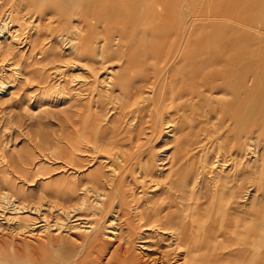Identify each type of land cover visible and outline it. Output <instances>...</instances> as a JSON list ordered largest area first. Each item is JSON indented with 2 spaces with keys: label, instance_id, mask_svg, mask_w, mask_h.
Segmentation results:
<instances>
[{
  "label": "rangeland",
  "instance_id": "rangeland-1",
  "mask_svg": "<svg viewBox=\"0 0 264 264\" xmlns=\"http://www.w3.org/2000/svg\"><path fill=\"white\" fill-rule=\"evenodd\" d=\"M90 1L92 6H97L92 11L98 16L96 14L99 12L98 8L109 0ZM167 1L172 0H149L148 3H145V0L117 1L121 5L129 7L130 10L124 13L123 16H120L119 12L116 14L124 21V25L126 23L136 27L140 25L139 33L137 32L140 36L135 41V44L128 49L127 47L121 50L118 48L112 49L111 45L107 47L105 56L108 61H111H109L110 68L117 71L116 75L126 72L130 75L127 80L122 79L120 84L117 87L114 86L115 89H113L116 80H113L111 83L108 82V84H111L108 85L104 84L105 81L103 82V80L105 77H101L102 74L98 76L99 79L102 78V81L101 79L99 81L95 77V74H91L90 76L87 72L86 75V71L83 70L84 68L82 66L79 67V64H77V59L74 56L69 57L68 55L70 52L67 50L69 46L66 47L64 42L65 37L70 36L69 38L73 41L80 42L79 39L82 36L89 35L83 33L84 29L87 26H94V19L85 17L80 11L81 9H75V6L81 0H0V264H71L74 258L81 254L80 245L76 242L77 238H79L78 240L86 241V236L88 235L91 240L86 245V260L84 263L104 264L106 262L105 260L110 258L112 250L118 246V241H112L111 236H109L110 238L107 236L112 233L110 228H113V226H110V224H112L111 222L115 214L114 208L111 209L110 214H107L105 210L110 205L109 193H113L116 187L117 194L121 197L124 196L127 202H132L134 200V194L136 193L149 197H144L145 202L143 204L147 203V200L150 198L153 202L163 201L166 192L164 188L152 195L150 188H146L143 191L140 186L143 185L142 173H150L151 171L157 177V174H159L157 161L164 155L160 152V150L162 151V146L165 145L162 140V135H157L156 138H152L154 144L148 142L153 131L152 125L156 119L151 113L140 114L137 117L133 115L129 116L131 115V107L129 108L123 105V102L120 100H118L120 102H118L117 106L112 99L117 94V98L118 96H123L124 93L121 90H123L125 84H128L130 87H137L143 81L144 76L142 75H145V78L147 76H154V73L151 71L153 66L148 64L154 65L156 60L153 58L158 57V55L154 52L150 56V52H145L147 51L145 47L150 48L151 46L155 49L157 46L159 47L168 42L170 43L175 39L168 32V28H170L169 23H167L165 28L160 29L165 25L160 4L166 3ZM173 1L179 3L180 9L174 17H171L170 21L177 20L175 18H178L179 21H177L183 25L188 22H194L195 28L197 27L192 39L195 47L191 48L189 58V60L193 61V66L185 61L180 67L190 64L195 73L193 76L195 79L208 73H213L216 74L214 76L215 79L220 80L229 71L228 67H237V59H240V64L243 68L242 72H237L238 74L236 73V75L229 77L226 81L229 84L228 89L225 87L226 92L230 95L229 99L223 95H218V97L230 101L231 96L239 94V92L237 93L230 86V83H238L242 87L241 94L243 95H238L243 100L242 104L256 101V108L246 109L247 111H243L244 115L242 116H244L243 125L245 128L253 129L257 133L254 132L256 135L255 137L253 135V138H255L254 140L256 142L254 141V144L259 148L261 157L258 163L253 159L249 163H246L247 165L245 164L242 167V172L255 173V176L259 178L260 175L257 173L260 169L261 176L263 175L264 178V124H262L264 115L259 110V107L264 104V0H188L192 2L191 13L188 11V3L186 0ZM145 5L154 8L156 11L154 15L150 16L148 22H146L147 19L140 21L139 18L141 15L137 14V11L140 12ZM185 5H187V8H185ZM97 9L98 11H96ZM67 11L71 14L78 12L83 16L79 21L75 22L72 17L66 23H63L64 25H59L58 23L64 20L59 18L60 15L62 14L61 16H63L64 12ZM188 12L192 15V18H189ZM184 15L188 17V20L187 18L185 19ZM53 16L57 17L53 18ZM205 22H208V24ZM211 25L213 26L211 27ZM122 26L123 24L108 25L107 30L116 33ZM77 29L80 31L76 32ZM16 36L18 37L16 38ZM21 36L22 38H20ZM76 37L79 39H76ZM99 38V41H103L102 37ZM143 39L144 42H142ZM96 41L97 39L94 37L88 40V51L92 58H95L93 50L96 47ZM136 46L139 48L137 49ZM224 46L226 48L233 47L235 50L232 52L223 51L221 48ZM133 51L137 53L133 62L124 64L122 62L124 61L122 60L124 55H128ZM212 53H214V59L210 64L208 66L202 64L204 61L201 60L203 59L202 57H209ZM67 56L69 57L67 58L68 61L64 59ZM67 65L69 66L68 68H64L66 69L64 77L59 78L55 74L51 76L53 68L65 67ZM81 68L83 69L81 70ZM147 68L150 70L147 71ZM83 76L87 78H83ZM77 79L78 83L76 82ZM215 79L212 82L221 83ZM242 79H244V83ZM72 83L73 85H71ZM94 83H96V86ZM255 84H258V89L252 88L256 87ZM139 86L142 87L141 84ZM142 88L147 95L153 92L150 86L148 88ZM112 90H115L116 93ZM96 95L97 98L95 97ZM229 108L231 109V107ZM96 109H98L99 113ZM236 110L237 108L234 107L231 110V114L234 115ZM99 114L100 116H98ZM204 121H207L205 125L206 134L207 132L214 133L215 138H221V142H219L221 144L230 142L232 133L236 128L230 123H227V120H223V127L220 126L221 121L219 116H211L210 119H205ZM214 124L216 127H214ZM89 133L90 135L98 133L99 136L106 138V141L101 143L99 148L93 149L98 154L96 153L94 156L91 155V157H88L87 154L90 153H85V149L93 148V146L87 142L79 144L80 150L73 151L70 149L68 144L72 145V142L81 136L88 137ZM252 134L253 131H249L247 136H251ZM143 138L146 140H143ZM137 143L139 144L137 145ZM112 145L115 148H111L113 147ZM107 146L111 148L109 150L110 155L104 153L102 150V147ZM146 146L148 148L145 149L144 147ZM165 146H168L167 149L172 146L168 150L170 153L175 150V146L171 143H167ZM165 146L164 148L166 149ZM189 150L192 151V149ZM203 150L205 152V148ZM190 154L197 158L199 156L203 157L201 150H196V154H193V152ZM158 155L159 157L156 158ZM182 155V153L178 154L177 157L181 158ZM117 156H121V160ZM93 157H95V160H93ZM106 157L109 160L105 161L107 159ZM92 162L94 164H90ZM108 164L111 168L108 167ZM105 166L108 168L106 169ZM232 168L233 166L231 165L224 167L226 170L224 172L232 171ZM122 169H126V171L124 172ZM111 171L112 173L110 174ZM64 172L67 173L65 174ZM105 174H108L109 178H111L110 175L112 176L110 182L118 179L115 181L116 184L114 182L115 187H111L108 183H104L100 188L95 186L99 180L101 181L100 177ZM117 175L119 176L117 177ZM247 183H244L245 189H248L250 186L253 187V184L256 186L255 183L257 182ZM261 184L264 186V182ZM90 189L93 192H90ZM68 190H72L78 195L83 192L81 196H86L87 204L84 208L85 211L83 209L81 213L84 217H79L81 221H79L78 217L68 214V210L70 209L59 208V204H64L62 200L63 194ZM252 193L253 195H258L259 200L257 205L264 206V187L260 192L256 189ZM116 201L114 207L119 206V199ZM39 207L43 215L40 216L30 212L31 209ZM248 208L249 206L247 207V211L249 210ZM130 209H132V206ZM62 214L65 216H62ZM101 221H105V223ZM57 222L61 226L64 225L63 231L57 232L54 230ZM71 227L73 230L70 229ZM97 227L103 229L102 239L109 244L107 250L105 249L106 251L101 250V244L98 243V239H95V234L92 235V232L95 229L97 230ZM78 229L82 230L79 231ZM83 231L89 233L86 235ZM56 232L59 233L57 234L58 236H56ZM71 232L72 235L70 234ZM229 237L230 235L226 236L228 239ZM234 237L231 234V239H234ZM261 246L263 250L259 258L264 263V238L261 240ZM97 254L102 256L104 261ZM136 254L139 255L138 250H136ZM79 260L81 261L82 258L80 257ZM120 262L123 264L121 260H118L116 264H120Z\"/></svg>",
  "mask_w": 264,
  "mask_h": 264
},
{
  "label": "bare ground",
  "instance_id": "bare-ground-1",
  "mask_svg": "<svg viewBox=\"0 0 264 264\" xmlns=\"http://www.w3.org/2000/svg\"><path fill=\"white\" fill-rule=\"evenodd\" d=\"M117 1L118 0H109L106 3H104V5L98 8L99 12L96 13L98 16H96L94 14L95 12L92 11L93 9H96L97 6L94 5L92 6L90 0H81L80 3L78 2L77 5L75 6V9H81L80 11L84 14L85 17L89 19H94L95 20L93 22L94 26L92 27L87 26L84 29L83 33L89 34L88 36L85 37L82 36L81 39L76 37V39H79L80 42L73 41L72 39L69 38L70 36L65 37L64 39L66 47L69 46L67 48V50H69L70 52L68 53L69 57L74 56L77 59L76 61L78 62L77 64H79V67L82 66L84 68V69L81 68V70L83 69L84 71H86L85 74L88 72L90 76L91 74H95L96 78H98V76L102 74L101 77H105L103 80V82L105 81L104 84H108V82L111 83L113 80H116V83L113 85V89H115L114 86L117 87L120 84L122 79L127 80L130 75L127 72L120 73V75L119 74L116 75L117 71L110 68L111 61L109 60L110 61L109 62L107 60V57L105 56L107 47L111 45L112 49L118 48L119 50H121L122 48H126V47L128 49L133 44H135V41H137L140 36L138 34L140 30V25H137V27L127 23L124 25V21L116 14L117 12H119L120 16H123L124 13L130 10L129 7L121 5ZM186 1L188 3L187 4L188 11L191 13L192 2L188 0ZM148 2L149 0H145V3ZM187 5H185L186 6L185 8H187ZM160 6L162 7V11H163L162 18L165 19V21H163L165 25H163V27H161L160 29L165 28V26H167V23H169L170 28H168V32L170 33V35L172 34L175 37V39L173 41L171 40L172 42L170 43L168 42L164 45H160L159 47L157 46V48L155 49L154 47L151 46L150 48L145 47L147 48V51L145 52H150V56L152 53L155 52L158 55V57L156 58L152 57L154 60H156L154 65L148 64L150 66H153L151 71L154 73V76L153 77L147 76V78H145V75H142L144 76V78L143 81H141L139 84H141L142 87H147V88L149 86L152 87L153 92L150 93V95H147V93L143 91V88L140 87L139 84L137 85V87L136 86L130 87L128 84H125L123 87L124 91L121 90V92L124 93L123 96L122 97L118 96L117 98L118 95L117 94L116 97H114L112 100H114L113 102L117 106H118V102L122 101L123 105L128 106L129 108L131 107V111H130L131 115L129 116L133 115L134 117H137L140 114L143 115L145 113H151V115L154 116L156 121L152 125L153 131L151 138L148 140L149 143L152 142L153 140L152 138H156L157 135L160 136L162 135L163 136L162 140L165 145H167V143H171L173 146H175L174 147L175 150L172 151L171 153L168 150L171 149L172 146L169 149H167L168 146L164 145L166 149L164 148V146H162L161 148L162 151L160 150V152L164 155L160 157V159L157 161L158 163L157 169L159 173L157 174L158 179H156L157 177L151 171L150 173H142L141 175L143 177L142 179L143 185L140 186L143 191L146 188H150L153 195V193H156L157 191L159 192L162 190V188H164L166 192L163 201L160 202H153V200L150 198L147 200V203L143 204V202H145L144 197L146 195L142 196V194L138 195L137 193L134 194V198H133L134 200L132 202H127V199L124 196L121 197L119 194H117L118 192H116V187L114 186V182L117 181L118 179L113 180V182H110L112 178L111 175H110L111 178L108 177V174L102 175V177H100L101 181L99 180V182L96 185L94 184L96 187L100 188L103 186L104 183L105 184L108 183L111 187L112 186L115 187L113 193L112 192L109 193L110 205L109 208L105 210L107 211L106 212L107 214H110L111 209L114 208L115 214L111 222L112 224H110V226H113V228H110L112 233L108 234L107 236L108 237L111 236L112 241H118L117 243L118 246L116 244L117 248L112 250L110 258L105 260L106 262L104 264H114V263L116 264L118 260H121L123 264H211V263L212 264H264L262 262V259L259 258V256L261 255V251L263 250L261 246V240L264 238V206L257 205L258 204L257 202L259 200L258 195L257 194L253 195L254 192L252 193L253 190L256 191L257 189L258 192H260L263 189L264 186L261 183L264 182V178L263 175L261 176L259 168H258L259 172L257 173L258 175H260L259 178L255 176V173L242 172L243 169L242 167H244L246 163H249L252 159L256 163H258L261 157L259 148L255 146L256 144H254L256 141L254 140L255 138H253V135L255 137L257 133L253 129L250 130L245 128V126L243 125L244 116H242L244 115L243 111L250 110L253 107L256 108L257 104L256 101L255 102L251 101L252 103L242 104L243 100L241 99V96H238V95H243L241 94L242 87L238 83H230L231 84L230 86H232V88H234V90L237 93L239 92L238 95L231 96L230 101L224 100L225 98L222 99L218 97V95L220 96L223 95L224 97H227L229 99L230 95L226 92L225 89V87L228 89L229 84L226 83V81L229 79V77L236 75L237 72L238 73L242 72L243 68L241 67L240 64L241 61L238 58L236 62L238 63L237 67L235 66L233 67L230 66V68L228 67L229 71L226 74H224L225 77H222L223 79L220 78H219L220 80L215 79L214 76L216 74L213 73H208L198 79L197 78L195 79L193 77L195 73L191 68V66H193V61L189 60V58H190L191 48L195 47V44L193 43L192 39L193 36L195 35V31H196L195 29L197 27L195 28L194 22L186 23L184 21L186 24L183 25L178 22L179 21L178 18H175L178 21L177 20L170 21L171 17H174V15H176L180 9V5L177 1H173V0L167 1L166 3L160 4ZM98 9L96 11H98ZM182 9L184 8L182 7ZM155 13L156 11L154 8L146 5L144 8H142L140 12L137 11V14L141 15L139 20L145 21L147 19L146 22H148V20H150V16L154 15ZM190 13H189L190 16L189 18H192L191 17L192 15H190ZM61 15L59 18H61V20L63 19L64 20L63 22L58 23L59 25L66 23L72 17L75 22L79 21L83 16V15L81 16L80 13L78 12L71 14L68 11L64 12L63 16ZM55 17L57 16H53V18ZM186 18L188 20V17H185V19ZM121 24H123V26L120 29H118L116 33H113L111 30H107L108 25H121ZM206 24H208V22ZM212 26L213 25H211V27ZM78 31L80 30L77 29L76 32ZM90 36L97 39L96 47H95L96 53H95V49L93 50V54L95 58H92V56L89 55V51H88V40L89 38H91ZM17 37L18 36H16V38ZM99 37H102L103 41H99L100 39ZM20 38H22V36ZM142 42H144V39ZM221 49H223V51H230V52L235 50V48L233 47L226 48L225 46L222 47ZM5 52L7 53V51ZM136 54L137 53L133 51L128 55H124L122 59L124 61L122 62L124 64L132 63L133 59L137 56ZM147 56L150 57L149 55ZM213 56L214 53H212L209 57L203 56L202 57L203 59H201L204 60L202 64L208 66L210 62L214 59ZM69 57L68 56L66 58L64 57V59H67ZM66 61H68V59ZM185 61L189 62L191 66L189 64L187 66L180 67V65L182 63H185ZM68 66L69 65L60 68L59 67L53 68L52 69L53 73H51V76L55 74L56 77L59 78L64 77L66 73V69L64 68H68ZM194 67L197 68L196 65H194ZM148 70L150 69L147 68V71ZM83 78H87V77L83 76ZM83 78L81 79L83 80ZM100 79L102 81V78ZM100 79L98 78L99 81ZM214 79L223 84L212 82L214 81ZM242 80L244 83V79ZM77 81L78 79L76 80V82ZM73 83L71 85H73ZM95 84L96 83H94V85ZM89 85L91 86V84ZM255 86L256 87H252V88L258 89V84H255ZM112 91L115 92V90ZM84 95L86 96L85 93ZM90 95L93 96L92 94ZM95 97L97 98V95ZM121 98H123V100H121ZM91 103L93 102L91 101ZM229 107H231V109ZM234 107L237 108V110L235 111L234 115H232L231 110ZM96 110L98 112V109ZM259 110L260 113L264 115V104L259 107ZM77 113L79 112L77 111ZM100 114L98 116H100ZM211 116L220 117L221 127H223L224 125L223 120L225 119L227 120V123H230L232 126L236 128L232 133L231 136L232 138L230 142L228 141L225 144H221L219 143L221 142L220 141L221 138H215V135H213L214 133L212 134V132L211 133L207 132L206 134L205 125L207 121L204 120L210 119ZM262 124H264V120ZM214 127H216L215 124ZM70 131H72V129H70ZM249 131L250 132L253 131V134L251 136H247L249 134ZM143 140L146 139L143 138ZM105 141L106 138L99 136L98 133H94L93 135H90L89 133L88 137L81 136L78 139L74 140L72 142V145L68 143L67 144L70 146V149H72L73 151H77L80 150L79 144H81L82 142H87L88 144L93 146V148L85 149L86 150L85 153L87 152L90 153L87 155L88 157L89 156L91 157V155L94 156L97 153L94 152L93 149L99 148V145ZM138 144L139 143H137V145ZM147 146L144 148L145 149L148 148ZM109 147L108 146L102 147L103 152L109 154V150L111 148H115L114 146L111 148ZM203 148H205V152H203L204 151ZM189 149H192V151H190ZM196 150H201L203 153V157L199 156L197 158L196 156L190 154L192 152L193 154H196ZM181 153L183 154L182 157L178 158L177 155ZM158 157L159 155L156 158ZM106 158L107 159L105 161L109 160L108 157ZM93 160H95V157H93ZM90 164H94V162ZM228 165L233 166L232 171L224 172L225 170L224 167H229ZM87 166L89 165L87 164ZM108 167H110L109 164ZM125 171L126 169L124 170V172ZM111 173L112 171L110 172V174ZM106 175L108 178L106 177ZM118 176L119 175H117V177ZM245 182L248 183L257 182V183H255L256 186L253 184V187L250 186L248 189H245L244 187ZM108 184L107 186H109ZM90 192L93 191H91L90 189ZM81 193L83 195V192ZM81 193L78 195L72 190H68L67 192H65L63 194V199H62L64 201V204L63 203L59 204L60 206L59 208L61 207H63L64 209L68 208L70 209L68 210L69 215H73L74 217H78V218L79 217L83 218L84 216H82L81 213L85 211L84 208L87 204V201H86V196L82 197ZM102 194L104 193L102 192ZM147 197L148 196H146V198ZM118 199H119L118 202L119 206L114 207L116 204L115 201L116 200L118 201ZM131 206L132 209H130ZM248 206H249L248 208L249 210L247 211ZM40 207L31 209L30 212H33V214L35 213L41 216L43 215V213ZM22 209L26 210L25 208ZM101 209L104 210L103 208ZM44 216L46 215L44 214ZM62 216L65 215L62 214ZM80 218L79 221H81ZM105 221L103 222L105 223ZM58 223L59 222H57V225L55 226L54 230H56L57 232H61L63 231L64 225L61 226V224L59 225ZM34 225L36 226V224ZM70 229L73 230L72 227ZM92 229L94 230V228ZM78 230L81 231L82 229H78ZM95 230L94 232H92V235L95 234V239H98V243L101 244V250L102 251H104L105 249L107 250V246L109 244L102 239L103 229L97 227V230L96 231ZM57 232H56V236H58L57 234H59ZM83 232H85L86 235L89 233L86 231ZM70 234L72 235V232ZM231 234L235 236L234 239H231ZM227 235H230L229 239L226 238ZM86 237H87L86 241L78 240L79 238H77L76 242L80 245L81 254L79 256H76V258H74L73 263L71 264H80V263L85 264L84 263L86 260L85 249L87 243H89V240H91L89 239L90 238L89 235ZM136 246L139 247L136 248ZM136 250L139 251V255L136 254ZM80 257L82 258L81 261L79 260ZM99 257L102 258V256ZM102 261H104L103 258Z\"/></svg>",
  "mask_w": 264,
  "mask_h": 264
}]
</instances>
